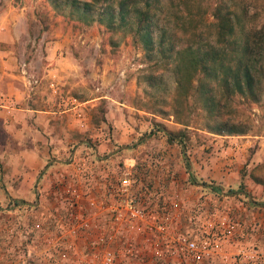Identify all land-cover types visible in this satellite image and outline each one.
<instances>
[{
    "label": "rangeland",
    "instance_id": "obj_1",
    "mask_svg": "<svg viewBox=\"0 0 264 264\" xmlns=\"http://www.w3.org/2000/svg\"><path fill=\"white\" fill-rule=\"evenodd\" d=\"M218 1L203 3L206 24ZM241 1L264 26V0ZM3 22L0 51L10 52L3 71L13 82L26 90L19 77L31 76L29 85H40L33 73L42 75L38 67L54 59L70 64L71 91L47 86L63 119L51 125L65 129L41 133L45 146L22 118L14 121L22 106L0 89V264H104L109 246L118 264H134L149 249L145 241L135 248L125 234L111 243L119 235L109 207L124 176L154 221L170 216L167 237L217 243L200 264H264V85L258 102L235 101L247 132L215 135L203 130L197 106L187 128L154 111L142 78L147 63L129 36L77 27L47 0H0ZM167 132H180L184 145Z\"/></svg>",
    "mask_w": 264,
    "mask_h": 264
},
{
    "label": "trees",
    "instance_id": "obj_2",
    "mask_svg": "<svg viewBox=\"0 0 264 264\" xmlns=\"http://www.w3.org/2000/svg\"><path fill=\"white\" fill-rule=\"evenodd\" d=\"M47 1L77 27L97 24L111 35L131 38L147 63L142 78L156 113H171L187 128L197 106L206 132H247L237 118L235 101L256 103L262 94L264 26L254 24L242 1L216 2L208 24L203 9L207 0ZM167 135L184 145L180 132Z\"/></svg>",
    "mask_w": 264,
    "mask_h": 264
},
{
    "label": "built area",
    "instance_id": "obj_3",
    "mask_svg": "<svg viewBox=\"0 0 264 264\" xmlns=\"http://www.w3.org/2000/svg\"><path fill=\"white\" fill-rule=\"evenodd\" d=\"M130 186V179L124 176L120 181L115 205L109 207L112 211V229L119 235L111 243L121 241L129 234L135 248L138 242L145 241L149 247L143 254L147 264H152V261H160L162 264H200L206 255L215 254L218 249L217 243L213 245L206 242L197 243L178 233L171 238L167 237L165 234L170 235L168 224L170 216L163 217L159 222L154 221L130 196ZM106 235L112 237V234ZM108 249L110 252L104 254V264H118L120 259L118 250H110V246ZM134 252L138 253V250Z\"/></svg>",
    "mask_w": 264,
    "mask_h": 264
},
{
    "label": "crops",
    "instance_id": "obj_4",
    "mask_svg": "<svg viewBox=\"0 0 264 264\" xmlns=\"http://www.w3.org/2000/svg\"><path fill=\"white\" fill-rule=\"evenodd\" d=\"M5 23L6 22H3V26H1L0 29L2 27L6 28ZM6 37L7 36L5 35V30H0V41H7ZM9 53H10L9 51L7 52L0 51V67H1L0 71L2 72V74H0V89L2 91H6L10 96H13L16 99V101L20 103L22 106L19 107L18 111L16 112L14 121H17L20 118H22L23 126L28 130V132L31 131L32 135L36 136V138L38 139V142L40 141L42 145L46 146L48 143H50L49 139L47 137L42 136L41 133L43 132L52 133L54 130H56V128L61 131L65 129L64 126L61 124L63 122V119L61 120V114L58 111V106H57L58 103L56 102L57 97L54 96L55 90H53V94H52V92L50 91V89H48V87L50 84V86L56 88L57 87L56 82H57L58 85L59 84L61 85V88L66 87L71 91V66L70 64L67 65L61 61L54 59L52 61L50 59L47 60L50 61L47 62V64L42 63L41 66L38 67V70L42 69V75L39 73L36 74L35 72L33 73L37 75V77H35L34 80H36L37 83L39 82L40 85L34 87L36 89L34 92H32L31 90L34 88L32 87V85H29L31 81L30 80L31 76H28V78H25L23 76L19 77L22 80H24V83L27 85L26 90H24L20 87L19 84L13 82L12 77H14V75L12 73L7 74L6 72L3 71V68L5 66H9L8 63L10 60ZM3 56L7 57V60H5ZM31 63L33 64V62H30L29 64L31 65ZM34 66L35 67L37 66V62H34ZM56 72L58 73V77H56ZM60 74L61 77L59 76ZM38 76L43 77V80L41 82ZM30 87H32V89ZM28 96L29 98H27ZM31 102L34 103L35 105L34 107L29 106ZM57 120H60L61 123L56 124L55 128H53L51 122ZM36 134L39 135L37 136ZM105 217H110V216L105 215ZM137 259L143 261V264H147V260L144 258V256L138 258L135 256L134 264H137ZM157 262L155 264H157ZM159 263L162 264L160 261Z\"/></svg>",
    "mask_w": 264,
    "mask_h": 264
}]
</instances>
